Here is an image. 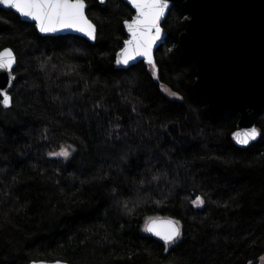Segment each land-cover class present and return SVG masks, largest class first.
Here are the masks:
<instances>
[{"label":"trees","instance_id":"16d2710c","mask_svg":"<svg viewBox=\"0 0 264 264\" xmlns=\"http://www.w3.org/2000/svg\"><path fill=\"white\" fill-rule=\"evenodd\" d=\"M86 2L94 43L41 35L0 7V50L17 56L13 104L0 105V264H259L264 109L261 135L241 146L239 114L212 116L194 93L196 66L179 49L190 17L182 1L163 22L155 76L144 60L116 63L134 9ZM66 145L75 149L67 160L48 155ZM150 217L180 222L167 251L142 232Z\"/></svg>","mask_w":264,"mask_h":264},{"label":"water","instance_id":"95a60500","mask_svg":"<svg viewBox=\"0 0 264 264\" xmlns=\"http://www.w3.org/2000/svg\"><path fill=\"white\" fill-rule=\"evenodd\" d=\"M106 1L101 3L99 0V3L105 5ZM124 1L134 9V17L135 8L129 0ZM178 1L183 2L190 14L185 29L179 35V49L182 57L194 62L196 66L197 78L193 83L194 93L207 103L208 111L212 116L219 117L226 112L238 113L239 120L234 133H243L253 127L257 128V115L264 109V0H169V6L160 21L162 35L152 49L155 66L156 50L167 37L163 22L170 8ZM85 3L88 15L89 5L86 0ZM0 7L15 11L3 5ZM16 13L22 20L35 24L31 18ZM125 28L128 34L126 41L130 39V33L126 25ZM97 32L96 25V39ZM40 34L51 36L74 34L92 43L96 41L74 30ZM141 60L148 64L146 58L137 56L127 65H119L128 67ZM16 65L12 70V75L16 79L11 82L10 86L9 74L0 71V86L10 87V95L17 81V75L14 73ZM234 133L235 142L241 146H248L259 138L258 136L255 140H250L247 145H242L237 141ZM154 218L168 219L170 217ZM147 234L156 237L152 233L147 232ZM156 238L159 239V237ZM39 261L41 260H37ZM46 262L52 264L54 261ZM68 264L71 263L68 262Z\"/></svg>","mask_w":264,"mask_h":264},{"label":"snow or ice","instance_id":"6c2138e0","mask_svg":"<svg viewBox=\"0 0 264 264\" xmlns=\"http://www.w3.org/2000/svg\"><path fill=\"white\" fill-rule=\"evenodd\" d=\"M104 0H101L103 3ZM136 10V15L131 20L124 21L130 33V39L124 41V47L117 54L116 63L127 65L129 61L137 56L146 58L148 64L152 65L153 75L157 74L155 61L152 56L154 44L162 35L160 26L161 18L169 6V0H129ZM0 5L15 9L21 16L29 17L35 21V27L40 33L50 34L64 30L80 32L92 40L96 39V25L86 14L85 0H0ZM17 64L16 54L11 48L0 50V71L7 72L9 86L16 79L12 75L13 66ZM172 96L178 93L164 88ZM13 97L10 95V87L0 86V105L10 108ZM135 111V108H133ZM237 141L247 145L250 140H255L261 135L260 131L253 127L243 133H234ZM75 149L61 147L59 152H50V156H60L68 159ZM157 179V177H153ZM194 206H202L205 203L203 196H196L191 201ZM125 209L131 211L128 204L124 203ZM182 226L179 221L171 218H148L145 221L144 230L152 233L164 242L165 251L168 245L175 244L182 236ZM261 259H264L262 257ZM31 264H47L46 261L33 260ZM52 264H68L67 261L57 259ZM249 264H252L249 261Z\"/></svg>","mask_w":264,"mask_h":264},{"label":"rangeland","instance_id":"374dc122","mask_svg":"<svg viewBox=\"0 0 264 264\" xmlns=\"http://www.w3.org/2000/svg\"><path fill=\"white\" fill-rule=\"evenodd\" d=\"M164 88H167L166 86H163V90H164ZM168 89V88H167ZM171 91V90H170ZM172 92V91H171ZM168 94H169V92H167ZM170 95V94H169ZM170 96H172V95H170ZM174 97H179V95L178 96H174ZM69 145H66V146H64V147H68ZM74 149V148H73ZM60 151V150H59ZM59 151H57V152H59ZM51 157H60V156H51ZM63 158V157H62ZM148 219V218H147ZM146 219V220H147ZM145 220V221H146ZM144 226H145V222L143 223V226H142V232L143 233H147L145 230H144ZM264 257V256H263ZM259 264H264V259H261L260 260V263Z\"/></svg>","mask_w":264,"mask_h":264}]
</instances>
